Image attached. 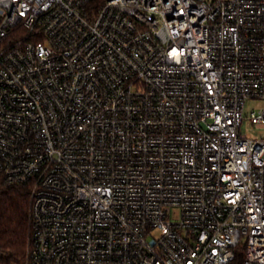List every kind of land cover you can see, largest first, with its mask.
I'll use <instances>...</instances> for the list:
<instances>
[{"label":"built area","instance_id":"1","mask_svg":"<svg viewBox=\"0 0 264 264\" xmlns=\"http://www.w3.org/2000/svg\"><path fill=\"white\" fill-rule=\"evenodd\" d=\"M247 99H264V0H0L21 264H264ZM246 120L264 128V109Z\"/></svg>","mask_w":264,"mask_h":264},{"label":"trees","instance_id":"2","mask_svg":"<svg viewBox=\"0 0 264 264\" xmlns=\"http://www.w3.org/2000/svg\"><path fill=\"white\" fill-rule=\"evenodd\" d=\"M31 200L27 184L0 183V264H21L30 247Z\"/></svg>","mask_w":264,"mask_h":264},{"label":"rangeland","instance_id":"3","mask_svg":"<svg viewBox=\"0 0 264 264\" xmlns=\"http://www.w3.org/2000/svg\"><path fill=\"white\" fill-rule=\"evenodd\" d=\"M264 109V99H247L244 106V121L242 124V133L247 136L259 139L264 137V128H258L254 125L248 124L246 118L249 116L250 112L254 110Z\"/></svg>","mask_w":264,"mask_h":264}]
</instances>
